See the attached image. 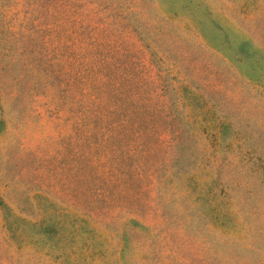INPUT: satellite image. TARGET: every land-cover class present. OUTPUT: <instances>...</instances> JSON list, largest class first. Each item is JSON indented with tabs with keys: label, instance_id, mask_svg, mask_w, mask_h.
I'll return each mask as SVG.
<instances>
[{
	"label": "rangeland",
	"instance_id": "rangeland-1",
	"mask_svg": "<svg viewBox=\"0 0 264 264\" xmlns=\"http://www.w3.org/2000/svg\"><path fill=\"white\" fill-rule=\"evenodd\" d=\"M0 264H264V0H0Z\"/></svg>",
	"mask_w": 264,
	"mask_h": 264
}]
</instances>
